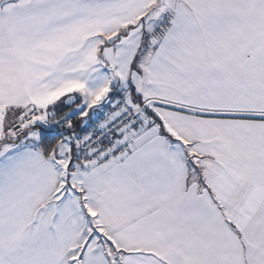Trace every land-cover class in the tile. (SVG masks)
<instances>
[{
	"label": "crops",
	"instance_id": "0c3cea01",
	"mask_svg": "<svg viewBox=\"0 0 264 264\" xmlns=\"http://www.w3.org/2000/svg\"><path fill=\"white\" fill-rule=\"evenodd\" d=\"M119 94L154 120L72 183L47 127L6 136ZM0 264H264V0H0Z\"/></svg>",
	"mask_w": 264,
	"mask_h": 264
},
{
	"label": "built area",
	"instance_id": "2783aa9c",
	"mask_svg": "<svg viewBox=\"0 0 264 264\" xmlns=\"http://www.w3.org/2000/svg\"><path fill=\"white\" fill-rule=\"evenodd\" d=\"M16 120L8 128L12 135H23L24 131L42 124L43 114L38 108L12 107ZM80 125H76L80 121ZM154 116L145 102L131 100L125 94L117 95L107 111L87 118L78 114L47 121L42 126L67 142L83 161L96 164L107 160H119L127 155L134 134L152 122Z\"/></svg>",
	"mask_w": 264,
	"mask_h": 264
},
{
	"label": "rangeland",
	"instance_id": "374dc122",
	"mask_svg": "<svg viewBox=\"0 0 264 264\" xmlns=\"http://www.w3.org/2000/svg\"><path fill=\"white\" fill-rule=\"evenodd\" d=\"M168 19H169V17H165V18H163V22L162 23H159V27H160V30L158 31V30H153V32H158V33H160V35L162 34V32L164 31V26L166 25V20L168 21ZM147 28H148V30H150V26L147 24ZM126 95V94H125ZM127 96H128V98L129 99H131V100H133L134 98H133V96L131 95V94H127ZM79 104H77L76 105V107L78 106ZM82 107L80 106V109H81ZM11 109V108H10ZM56 109V108H55ZM57 110H59V107H57ZM41 111V110H40ZM42 112V111H41ZM42 114H43V119H45V121H43L42 122V124H46V123H48L47 121H51V118L52 119H54L53 118V116L51 117V118H49L48 116V119L46 120V115H47V113H43L42 112ZM54 115V114H53ZM54 117L55 118H59L60 116H55L54 115ZM16 120V118L15 119H13L12 121H10L8 124H7V127H6V129H5V133H6V136L8 137V138H10L11 140H17V139H19V138H21V137H23L26 133H27V131L30 129H28V130H26V131H24V133L25 134H23L22 136L21 135H12L11 133H9L7 130H8V128L10 127V126H12V124L14 123V121ZM42 124H38V125H42ZM47 128H49V127H47ZM50 129V128H49ZM50 131V130H49ZM46 132V131H45ZM76 157L73 159V161H72V163H70V165L69 166H67V167H71L72 166V170L74 171V170H76V172H75V174H66L65 175V180L67 181V182H69L70 181V183H72V178L74 177V175L76 176V174H78V171L80 170V169H82L83 168V166H88V163L86 164V162L85 161H83V160H81L77 155H75ZM69 169H71V168H69ZM71 170V171H72Z\"/></svg>",
	"mask_w": 264,
	"mask_h": 264
},
{
	"label": "trees",
	"instance_id": "16d2710c",
	"mask_svg": "<svg viewBox=\"0 0 264 264\" xmlns=\"http://www.w3.org/2000/svg\"><path fill=\"white\" fill-rule=\"evenodd\" d=\"M132 26L130 25L126 30H123L121 31L119 34H118V38H120L122 35L126 34L128 29H130ZM147 39H148V36H145L144 38V41L147 43ZM135 99V98H134ZM136 101H139V102H143L142 100L140 99H135ZM56 108V109H55ZM67 108V107H65ZM49 109H51L53 112L52 114H54L55 116H59L61 115L62 113H64V110H57V104H52L51 106H49ZM81 123V120L80 121H77L75 124L76 125H80ZM36 126V125H35ZM60 141V137L50 131H48L45 135H43V137L41 138V141H40V148L42 149L43 153L45 155H50V153H52L54 151V149L56 148V146L58 145ZM75 152V151H74ZM76 155V153H74Z\"/></svg>",
	"mask_w": 264,
	"mask_h": 264
},
{
	"label": "water",
	"instance_id": "95a60500",
	"mask_svg": "<svg viewBox=\"0 0 264 264\" xmlns=\"http://www.w3.org/2000/svg\"><path fill=\"white\" fill-rule=\"evenodd\" d=\"M75 99H76V98H75L74 96H71V97L67 98V100L65 101V103H66L68 106H71V105H73Z\"/></svg>",
	"mask_w": 264,
	"mask_h": 264
}]
</instances>
